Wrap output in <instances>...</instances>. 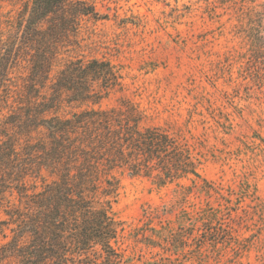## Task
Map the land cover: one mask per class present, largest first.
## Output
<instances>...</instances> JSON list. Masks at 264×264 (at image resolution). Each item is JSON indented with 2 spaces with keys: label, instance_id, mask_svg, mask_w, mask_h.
I'll list each match as a JSON object with an SVG mask.
<instances>
[{
  "label": "rangeland",
  "instance_id": "rangeland-1",
  "mask_svg": "<svg viewBox=\"0 0 264 264\" xmlns=\"http://www.w3.org/2000/svg\"><path fill=\"white\" fill-rule=\"evenodd\" d=\"M31 1L0 0V55L20 50ZM83 1L101 19H81L61 57L108 63L117 82L96 105L62 101L49 116L129 104L142 127L165 130L199 162L197 178L165 185L113 173L122 264H264V0ZM24 56L4 115L26 95Z\"/></svg>",
  "mask_w": 264,
  "mask_h": 264
},
{
  "label": "trees",
  "instance_id": "trees-1",
  "mask_svg": "<svg viewBox=\"0 0 264 264\" xmlns=\"http://www.w3.org/2000/svg\"><path fill=\"white\" fill-rule=\"evenodd\" d=\"M83 18L101 16L83 0H32L21 18L20 50L0 55V264H122L116 246L122 226L111 213L119 187L113 173L159 185L198 177L199 162L185 144L142 127L132 105L49 116L62 101L96 105L117 82L108 63L61 57L64 39L77 34ZM21 52L29 57L26 95L4 115L2 99L8 102ZM36 133L42 138L33 141ZM13 190L14 201L6 198Z\"/></svg>",
  "mask_w": 264,
  "mask_h": 264
}]
</instances>
